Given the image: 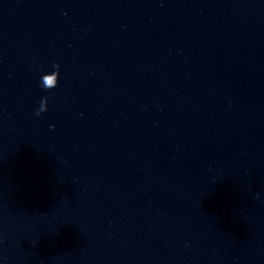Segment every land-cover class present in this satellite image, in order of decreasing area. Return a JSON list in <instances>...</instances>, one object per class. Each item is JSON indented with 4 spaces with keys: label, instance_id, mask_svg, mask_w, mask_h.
<instances>
[{
    "label": "water",
    "instance_id": "1",
    "mask_svg": "<svg viewBox=\"0 0 264 264\" xmlns=\"http://www.w3.org/2000/svg\"><path fill=\"white\" fill-rule=\"evenodd\" d=\"M0 264H264V0H0Z\"/></svg>",
    "mask_w": 264,
    "mask_h": 264
},
{
    "label": "clouds",
    "instance_id": "2",
    "mask_svg": "<svg viewBox=\"0 0 264 264\" xmlns=\"http://www.w3.org/2000/svg\"><path fill=\"white\" fill-rule=\"evenodd\" d=\"M53 68L55 69L54 71L44 73L41 77L40 81V87L45 89V90H50L52 88H55L58 85L59 82V68L60 65L58 62L53 61ZM41 71H43V66L40 68ZM55 77V78H53ZM48 96H44L41 98L39 102V107L35 110L34 115L39 116L43 112L47 111L48 107Z\"/></svg>",
    "mask_w": 264,
    "mask_h": 264
}]
</instances>
